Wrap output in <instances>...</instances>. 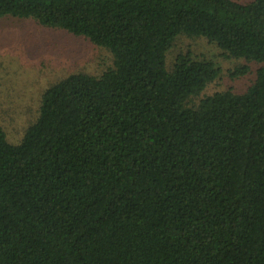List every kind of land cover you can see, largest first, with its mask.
<instances>
[{"label": "trees", "instance_id": "obj_1", "mask_svg": "<svg viewBox=\"0 0 264 264\" xmlns=\"http://www.w3.org/2000/svg\"><path fill=\"white\" fill-rule=\"evenodd\" d=\"M5 17L111 64L51 83L18 144L0 127V264H264V0H0ZM180 37L253 82L207 94L221 70L170 63Z\"/></svg>", "mask_w": 264, "mask_h": 264}, {"label": "rangeland", "instance_id": "obj_2", "mask_svg": "<svg viewBox=\"0 0 264 264\" xmlns=\"http://www.w3.org/2000/svg\"><path fill=\"white\" fill-rule=\"evenodd\" d=\"M187 53L212 60L221 70L207 94L228 89L245 92L258 68L243 60L225 59L205 39L188 37L179 38L169 62ZM109 64V54L84 39L41 28L33 19H0V127L8 140L13 144L22 140L25 129L36 121L41 96L51 83L75 72L99 73ZM243 65H248L250 72L243 78L232 76V71Z\"/></svg>", "mask_w": 264, "mask_h": 264}]
</instances>
